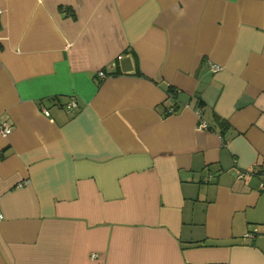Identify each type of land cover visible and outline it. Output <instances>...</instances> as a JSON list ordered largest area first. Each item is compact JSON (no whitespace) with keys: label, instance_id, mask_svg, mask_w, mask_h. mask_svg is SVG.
<instances>
[{"label":"crops","instance_id":"crops-1","mask_svg":"<svg viewBox=\"0 0 264 264\" xmlns=\"http://www.w3.org/2000/svg\"><path fill=\"white\" fill-rule=\"evenodd\" d=\"M3 120L0 264H264V0H0Z\"/></svg>","mask_w":264,"mask_h":264},{"label":"built area","instance_id":"built-area-1","mask_svg":"<svg viewBox=\"0 0 264 264\" xmlns=\"http://www.w3.org/2000/svg\"><path fill=\"white\" fill-rule=\"evenodd\" d=\"M222 70V68L219 66V65H214L213 66V72H219V71H221ZM98 76L101 78V79H104L105 77H106V73L104 72V71H101L100 73H98ZM77 108V103H76V101H72L69 105H67V109L69 110V111H74L75 109ZM175 108H172V109H169V114H171V113H174L175 112ZM45 113H47L48 114V112H45ZM208 127V125L206 124V123H201V125H200V128H203V129H206ZM11 130H12V128H11V125L9 124V122L8 121H6V120H3V121H1L0 122V131H1V133L3 134V135H5V136H7L10 132H11ZM243 177H245V174H241L240 176H239V178H243ZM3 218V215H2V213L0 212V219H2ZM93 258H95L96 257V255H93L92 256Z\"/></svg>","mask_w":264,"mask_h":264}]
</instances>
